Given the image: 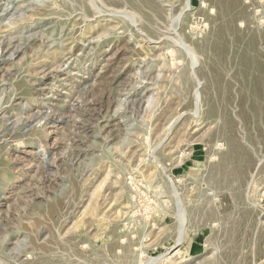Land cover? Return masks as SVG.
Listing matches in <instances>:
<instances>
[{
    "label": "rangeland",
    "instance_id": "obj_1",
    "mask_svg": "<svg viewBox=\"0 0 264 264\" xmlns=\"http://www.w3.org/2000/svg\"><path fill=\"white\" fill-rule=\"evenodd\" d=\"M0 264H264V0H0Z\"/></svg>",
    "mask_w": 264,
    "mask_h": 264
},
{
    "label": "bare ground",
    "instance_id": "obj_2",
    "mask_svg": "<svg viewBox=\"0 0 264 264\" xmlns=\"http://www.w3.org/2000/svg\"><path fill=\"white\" fill-rule=\"evenodd\" d=\"M40 64V63H39Z\"/></svg>",
    "mask_w": 264,
    "mask_h": 264
}]
</instances>
